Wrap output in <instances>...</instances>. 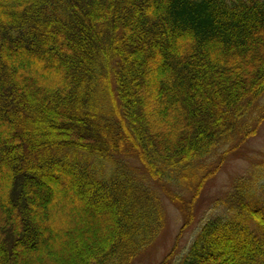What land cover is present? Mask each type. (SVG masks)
<instances>
[{"label": "trees", "instance_id": "trees-1", "mask_svg": "<svg viewBox=\"0 0 264 264\" xmlns=\"http://www.w3.org/2000/svg\"><path fill=\"white\" fill-rule=\"evenodd\" d=\"M264 122V0H0V264H135ZM159 264H264V163Z\"/></svg>", "mask_w": 264, "mask_h": 264}, {"label": "rangeland", "instance_id": "rangeland-1", "mask_svg": "<svg viewBox=\"0 0 264 264\" xmlns=\"http://www.w3.org/2000/svg\"><path fill=\"white\" fill-rule=\"evenodd\" d=\"M240 150L227 157L218 173L207 182L196 203L194 221L188 226L185 227L180 210L168 197L162 196L166 225L154 244L144 250L135 264H159L174 248L179 253L190 245L198 232L200 221L216 211L215 201L226 194L233 180L245 174L253 164L264 163V122L258 133Z\"/></svg>", "mask_w": 264, "mask_h": 264}]
</instances>
